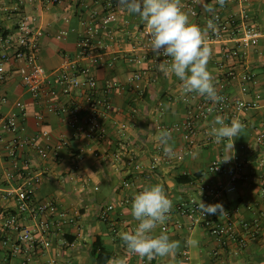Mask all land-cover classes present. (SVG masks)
<instances>
[{
    "label": "crops",
    "instance_id": "1",
    "mask_svg": "<svg viewBox=\"0 0 264 264\" xmlns=\"http://www.w3.org/2000/svg\"><path fill=\"white\" fill-rule=\"evenodd\" d=\"M187 1L182 0V4ZM104 2L0 0V32L13 34L22 17L35 18L34 26L43 32L40 64L48 71L65 70L78 75L76 63H87L76 58L77 43L82 34L81 21L93 11L102 20L107 14ZM195 6L199 13L195 23L201 28L210 19L205 6H213L223 16L244 13L249 24L264 31V0H225L223 7L216 0H196ZM15 7L17 11L13 10ZM111 16V21L99 30L94 40L96 52L105 54L107 60L105 66L94 70L99 88L103 92L108 83L116 84L110 95L113 108L101 118L107 130L106 137L91 139L76 135L60 117L45 114L43 129L50 133L52 153L47 158H40L30 149L24 151L25 156L33 160L29 176L37 178L35 198L39 201L54 200L58 211L73 219V222H64L56 218L50 248L37 252L31 264H47L52 258H56V264H94L91 252L97 240L112 255L110 261H122V264H187L190 260L189 241L194 235L199 238L201 264H264V145L255 140L264 133V38L258 47L248 52L242 63L224 62L225 69L218 66V62L222 61L221 46L209 44L212 55L207 66L216 82L225 79L224 93L231 102L243 99L258 103L256 108L246 110L234 106L229 116L225 117L226 123L230 124L236 118L245 125L243 135L234 140L233 159L245 160L247 179L235 192L222 196L220 203L226 210L239 208L240 216L246 220L258 219L262 225L261 235L242 249L233 243L220 248L203 228H189L185 220H182V228L170 222L167 234L171 239L180 241L179 249L174 256L156 257L149 261L129 253L120 239L121 232L130 231L137 224L130 211L134 194L146 185L159 183L172 199L173 207L181 201L196 198L197 179L224 180L210 174L208 169L214 160H220L224 154L226 141L217 144L209 135L215 118L213 115L209 121L198 123L199 132L191 151L187 134L174 132L170 140L174 155H165L158 139L159 133L186 120L187 104L183 98L187 94L182 93L181 82L173 74L165 76L159 70L154 56L141 65L129 61V56L138 53L140 33L146 27L140 18L119 7ZM190 20L194 22L191 17ZM63 29L69 32L65 38L58 39L57 35ZM2 51L0 47V55ZM4 69L7 79L0 86V113L23 104L28 114L24 123L27 133L30 136L37 134L41 130L34 119L37 109L22 84L16 64H5ZM226 70L233 72L234 76L224 78ZM136 73H142V79L130 82L129 79ZM243 74L254 75L256 83H246ZM243 85L248 89L245 94L241 91ZM83 91L80 90L71 101L82 105ZM189 94L193 104L207 99L195 93ZM61 137H66L70 146L62 147ZM247 145L251 148L245 149ZM90 148L96 149L103 157H95ZM157 156L158 165L152 171L150 165ZM9 168L7 160L0 158V192L16 190L27 179V176L15 174L8 180L4 173ZM183 175H197V179L188 184H178L177 177ZM109 205H113L114 209L109 213L108 220L102 221L99 213ZM13 208L12 198L0 201V221ZM160 232L158 226L155 234ZM186 256L188 261H185ZM21 263V258L10 255L8 247L0 242V264Z\"/></svg>",
    "mask_w": 264,
    "mask_h": 264
},
{
    "label": "built area",
    "instance_id": "2",
    "mask_svg": "<svg viewBox=\"0 0 264 264\" xmlns=\"http://www.w3.org/2000/svg\"><path fill=\"white\" fill-rule=\"evenodd\" d=\"M104 1L107 14L102 20L97 17L96 11H93L81 21L82 34L77 43L76 58L77 61L87 63L84 65L76 63L78 75L65 70L48 71L40 64V38L43 32L41 28L34 26L35 18L22 17L13 34L0 32V47L3 49L0 55V86L7 79L4 65L15 63L22 84L37 109L34 115L35 124L41 128L37 134L28 135L24 126L28 114L23 104H19L6 113H0V158L6 159L10 165L4 175L8 180L12 179L15 174L27 176L23 185L16 190L0 192V201H7L8 198L14 200V208L12 211H7L0 221V242L3 246L8 247L10 255L21 258V264H31L37 252L50 248L52 229L56 225L57 217L64 222H73V219H68L66 213L58 211L54 200L39 201L35 198L37 178L29 176L33 160L27 158L24 151L30 149L40 158H47L52 153L49 146L50 133L43 129L45 114H54L60 117L75 131L76 135H85L91 139H103L107 134L101 118L113 108L110 95L116 89V84L108 83L103 92L99 88L94 70L105 66L107 60L105 54L96 52L97 46L94 40L99 30L111 21V14L118 7V0ZM195 5L196 0H188L183 4V10L189 13L191 19L193 18V23L199 18ZM13 10L17 11L18 8L15 7ZM213 16H215L216 29L208 32L206 40L208 44L221 46L222 61L218 62L221 69H225L224 62L242 63L248 52L258 47L260 40L264 38V31L249 24L248 16L244 13L240 16H223L215 10V13L210 14V19H213ZM68 32L67 29L61 30L57 38H65ZM149 44L150 36L145 27L140 33L138 53L129 56V61L141 65L151 56H154V62L157 65L170 61L171 58L158 56L149 50ZM224 76L227 79L234 76V73L226 70ZM243 77L246 83H256L254 75L243 74ZM140 79H142V73H136L129 81ZM224 80L219 83L214 80L218 95L223 97L222 101L213 105L212 101L206 99L193 104L189 98L190 94H187L183 98L187 104L186 120L181 124L167 128L170 133L185 132L189 137L190 151L196 144L199 132L198 123L209 121L213 115L228 117L229 111L234 106L242 110L258 106V103L253 100L240 99L234 103L231 102L224 93ZM82 89L84 90L83 104H75L71 99ZM241 91L245 94L248 89L243 85ZM209 108H213V111L209 112ZM255 140L256 143L264 145V133L257 136ZM60 143L62 147L70 146L66 137H61ZM248 148H251V145L245 147V149ZM90 150L95 157H103L96 149L90 148ZM158 157L152 160L150 170L154 171L157 168ZM245 165V160L239 158L220 164L219 160H214L209 166L208 172L223 177L224 180L219 182L205 180L202 177L197 179L195 182L197 197L174 205L170 212V218L165 224L160 225L161 231L167 233L170 222H173L176 227L182 228V220H185L189 228H203L217 241L220 248L233 243L242 249L248 243L257 240L262 233V225L258 219L250 221L242 218L239 208L226 210L223 206L225 215L219 217L206 214L204 218L198 208L200 200L206 205L216 204L220 203V198L225 194L235 192L238 186L247 179L244 172ZM113 209V205L103 208L99 213L100 219L107 221L109 213ZM188 260L189 257L186 256L185 261ZM56 262V258H52L47 264H56ZM143 263H145L144 260Z\"/></svg>",
    "mask_w": 264,
    "mask_h": 264
},
{
    "label": "clouds",
    "instance_id": "3",
    "mask_svg": "<svg viewBox=\"0 0 264 264\" xmlns=\"http://www.w3.org/2000/svg\"><path fill=\"white\" fill-rule=\"evenodd\" d=\"M221 7L225 0H217ZM118 7L134 14L146 26L150 36L149 50L156 55L171 58L159 65L165 75L173 74L181 82L183 94L195 93L212 101L213 105L223 100L218 95L214 78L208 70L212 49L206 37L210 30L215 31L213 19L201 28L191 22L188 12L183 10L182 0H118ZM205 11L215 13L213 6H205ZM213 108H209V112ZM245 125L239 119L226 123L225 117L216 115L209 135L219 144L226 141L225 151L219 160L228 163L234 158V140L243 135ZM159 142L165 155H174L170 144L171 133L163 129L159 133ZM173 201L168 197L162 184L146 185L136 192L131 202V215L137 222L134 229L120 233V239L126 250L141 259L149 261L156 257L174 256L180 247V241L173 240L161 231L155 234L158 226L170 218ZM201 215H225L221 203L198 204ZM189 243H192L189 241ZM109 264H122V261H109Z\"/></svg>",
    "mask_w": 264,
    "mask_h": 264
},
{
    "label": "trees",
    "instance_id": "4",
    "mask_svg": "<svg viewBox=\"0 0 264 264\" xmlns=\"http://www.w3.org/2000/svg\"><path fill=\"white\" fill-rule=\"evenodd\" d=\"M196 179H197V175H193V176L183 175L177 177L176 182L178 184H188L191 183L192 181H195ZM91 255L94 259V264H107L112 258V255L102 246L99 240H97L93 244Z\"/></svg>",
    "mask_w": 264,
    "mask_h": 264
},
{
    "label": "rangeland",
    "instance_id": "5",
    "mask_svg": "<svg viewBox=\"0 0 264 264\" xmlns=\"http://www.w3.org/2000/svg\"><path fill=\"white\" fill-rule=\"evenodd\" d=\"M196 232H199L198 229L195 230ZM192 243H190V260L187 262V264H201L200 262V256L199 251L200 248L198 246L199 238L197 235H194L191 240Z\"/></svg>",
    "mask_w": 264,
    "mask_h": 264
}]
</instances>
